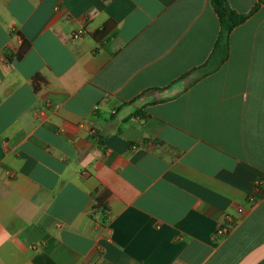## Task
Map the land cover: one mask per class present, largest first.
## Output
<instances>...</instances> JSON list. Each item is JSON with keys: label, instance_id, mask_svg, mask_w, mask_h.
Returning a JSON list of instances; mask_svg holds the SVG:
<instances>
[{"label": "crops", "instance_id": "0c3cea01", "mask_svg": "<svg viewBox=\"0 0 264 264\" xmlns=\"http://www.w3.org/2000/svg\"><path fill=\"white\" fill-rule=\"evenodd\" d=\"M219 34L211 0H0V264H264V4L196 70Z\"/></svg>", "mask_w": 264, "mask_h": 264}, {"label": "trees", "instance_id": "16d2710c", "mask_svg": "<svg viewBox=\"0 0 264 264\" xmlns=\"http://www.w3.org/2000/svg\"><path fill=\"white\" fill-rule=\"evenodd\" d=\"M211 4L220 20V34L209 61L196 69H208L206 73L216 71L227 61L230 53V34L235 28L244 24L255 12H257L260 6L264 4V0H261L248 14H241L234 11L227 0H211ZM30 45L29 41L24 40L16 54L7 55V57L9 59H13V57L18 60L22 59L29 50ZM35 85L38 88L37 84Z\"/></svg>", "mask_w": 264, "mask_h": 264}, {"label": "built area", "instance_id": "2783aa9c", "mask_svg": "<svg viewBox=\"0 0 264 264\" xmlns=\"http://www.w3.org/2000/svg\"><path fill=\"white\" fill-rule=\"evenodd\" d=\"M84 33H85V30L84 29H81L80 31L76 32L73 35V38L74 39H78ZM263 184H264V181L263 180L257 181L256 182V188L257 189L262 188ZM249 202L251 203L252 208H254L256 206V204H257V202L255 201L254 197H250ZM246 211H247V209H245L244 207H242L241 209H239L238 215L245 214ZM236 224H237L236 216L230 215V214L225 215L224 223L217 230L216 235L217 236H221V237L228 235L233 230V228L235 227Z\"/></svg>", "mask_w": 264, "mask_h": 264}]
</instances>
